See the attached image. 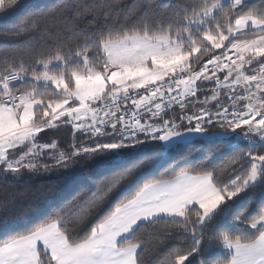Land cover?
<instances>
[{"label": "snow or ice", "instance_id": "snow-or-ice-1", "mask_svg": "<svg viewBox=\"0 0 264 264\" xmlns=\"http://www.w3.org/2000/svg\"><path fill=\"white\" fill-rule=\"evenodd\" d=\"M121 3L32 12L0 51V183L108 169L23 228L5 211L0 264H264V0Z\"/></svg>", "mask_w": 264, "mask_h": 264}, {"label": "trees", "instance_id": "trees-1", "mask_svg": "<svg viewBox=\"0 0 264 264\" xmlns=\"http://www.w3.org/2000/svg\"><path fill=\"white\" fill-rule=\"evenodd\" d=\"M77 2L84 3L88 0H21L20 7L10 13H0V51L13 49L22 46L28 37L17 38L11 35V32L21 24L26 16L32 12L41 10L47 11L61 3L75 4ZM177 0H122L121 7L124 12H129L139 6L141 12H160L164 6L171 7ZM151 3L152 7L148 5ZM89 18L79 20L76 23L79 27H84ZM67 129H62L60 134L53 136V139L62 138L67 144L70 142L66 136ZM61 147H64L61 144ZM181 151H184L181 149ZM222 151V150H221ZM208 153V146L201 144L192 145V155L181 163H194L202 160ZM177 153L171 155L165 154L164 158L157 161L153 167V171L162 169L169 164ZM219 152L213 155L209 163H216L221 159ZM108 169L102 161L82 162L75 168L73 173L64 170L63 173L52 178L44 180L25 179L19 184L0 183V202H9L8 210L0 208V216L8 211V227L23 228L31 221H34L54 206L60 205L66 201H71L73 197L81 190H86L89 194L95 191L97 183L104 177ZM82 201H77L81 204ZM3 228L0 227V236L3 235ZM156 258V254L148 256L149 264Z\"/></svg>", "mask_w": 264, "mask_h": 264}, {"label": "rangeland", "instance_id": "rangeland-1", "mask_svg": "<svg viewBox=\"0 0 264 264\" xmlns=\"http://www.w3.org/2000/svg\"><path fill=\"white\" fill-rule=\"evenodd\" d=\"M57 140L62 141V145H63V146H66V145H67V143H66V141H65L64 139H62V138H57ZM65 171H67L68 173H73L75 170H74V171L65 170ZM63 172H64V170H62V171H53V172H51V173H47V174H44V173H40V174H31L30 176H29V175H26L22 180H25V179L44 180V179L52 178V177H54V176H56V175H59V174H61V173H63ZM22 180H21V181H22Z\"/></svg>", "mask_w": 264, "mask_h": 264}, {"label": "crops", "instance_id": "crops-1", "mask_svg": "<svg viewBox=\"0 0 264 264\" xmlns=\"http://www.w3.org/2000/svg\"><path fill=\"white\" fill-rule=\"evenodd\" d=\"M68 130V129H67ZM53 138V137H52ZM67 140L71 143V139H72V133L70 131H68V134L66 136Z\"/></svg>", "mask_w": 264, "mask_h": 264}]
</instances>
